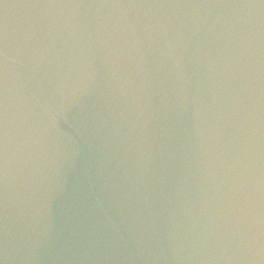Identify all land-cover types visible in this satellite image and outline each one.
Returning a JSON list of instances; mask_svg holds the SVG:
<instances>
[{"label": "water", "instance_id": "95a60500", "mask_svg": "<svg viewBox=\"0 0 264 264\" xmlns=\"http://www.w3.org/2000/svg\"><path fill=\"white\" fill-rule=\"evenodd\" d=\"M0 264H264V0H0Z\"/></svg>", "mask_w": 264, "mask_h": 264}]
</instances>
